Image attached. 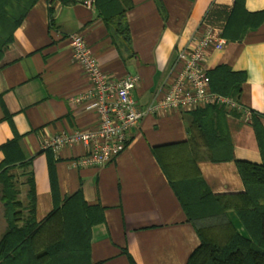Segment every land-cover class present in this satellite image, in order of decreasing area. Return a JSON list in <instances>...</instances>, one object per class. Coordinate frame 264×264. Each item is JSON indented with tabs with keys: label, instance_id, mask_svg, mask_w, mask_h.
<instances>
[{
	"label": "crops",
	"instance_id": "obj_1",
	"mask_svg": "<svg viewBox=\"0 0 264 264\" xmlns=\"http://www.w3.org/2000/svg\"><path fill=\"white\" fill-rule=\"evenodd\" d=\"M132 44L128 47L99 16L95 0H39L14 33L0 60V148L15 137L31 169L16 168L12 174L20 190L19 201L28 205L27 174L36 187V218L45 219L55 207L49 154L44 140L77 130H95V110L72 103L71 98L88 89L90 82L74 60L71 36L85 39L102 70L120 79L140 78L133 96L141 109L163 97L181 70L178 55L207 26L221 31L227 44L211 50L208 72L227 65L245 72L240 115L225 107L211 112L216 127L228 131L236 160L263 162L253 115L264 126V24L242 39L224 36L235 0H128ZM249 13L264 12V0H246ZM51 10L53 11L51 14ZM200 109V108H199ZM198 110V109H197ZM196 111V110H195ZM193 112L167 110L147 115L129 133L127 148L103 168L79 167L76 159L87 153L82 144L53 153L59 202L82 191L89 205L104 209V223L92 230L93 264H187L201 240L188 221L180 200L154 153L166 155L186 144L200 174L214 195H241L246 187L235 161L212 162L209 150L194 125ZM250 113V115L248 114ZM226 133V132H225ZM4 153L0 150V163ZM0 185V240L7 231ZM226 218L248 236L235 211ZM27 213H25V218ZM128 253V255L126 254Z\"/></svg>",
	"mask_w": 264,
	"mask_h": 264
},
{
	"label": "trees",
	"instance_id": "obj_2",
	"mask_svg": "<svg viewBox=\"0 0 264 264\" xmlns=\"http://www.w3.org/2000/svg\"><path fill=\"white\" fill-rule=\"evenodd\" d=\"M38 1L0 0V60L4 49L12 43L15 31ZM59 1L62 5L75 2ZM245 1L235 0L224 33L228 39H242L249 31L264 24V12L249 13ZM95 5L113 34L131 47V29L127 20L131 1L95 0ZM209 77L213 92L240 102L242 86L247 80L245 72H235L227 65H219L209 72ZM223 109L206 106L194 111V125L208 147V160L216 163L235 161L246 187L244 194L214 195L186 144L175 145L177 150L166 155L160 154L161 147L155 148L154 153L201 240L187 264H264V126L254 114L252 126L263 162L236 160L228 131L217 128L210 116L211 112ZM231 113L240 115L237 109ZM0 150L4 153V160L0 163L1 200L7 222V231L0 240V264H93L92 230L104 223V209L89 205L80 190L59 202L53 155L48 150L55 207L45 219L38 221L33 174H27L29 202L25 207L19 201L20 190L12 174L16 168L27 171L32 166L20 147V138H13ZM227 211H235L248 236L233 227L225 216ZM129 259L131 264H136L131 256Z\"/></svg>",
	"mask_w": 264,
	"mask_h": 264
},
{
	"label": "built area",
	"instance_id": "obj_3",
	"mask_svg": "<svg viewBox=\"0 0 264 264\" xmlns=\"http://www.w3.org/2000/svg\"><path fill=\"white\" fill-rule=\"evenodd\" d=\"M74 60L89 79L88 89L73 96V104L95 110L99 126L95 130H77L44 140V150L58 153L76 144L87 153L76 159L79 167L103 168L113 162L128 146L130 131L150 114L167 110L195 111L206 106L239 109L234 99L211 90L209 72L205 67L211 50H222L227 40L218 29L207 26L202 36L193 38L189 47L178 55L181 70L169 84L165 95L141 109L133 93L139 85L137 75L128 74L115 79L106 74L80 34L71 36ZM250 115V113H248Z\"/></svg>",
	"mask_w": 264,
	"mask_h": 264
},
{
	"label": "rangeland",
	"instance_id": "obj_4",
	"mask_svg": "<svg viewBox=\"0 0 264 264\" xmlns=\"http://www.w3.org/2000/svg\"><path fill=\"white\" fill-rule=\"evenodd\" d=\"M18 187H20V186H18Z\"/></svg>",
	"mask_w": 264,
	"mask_h": 264
}]
</instances>
